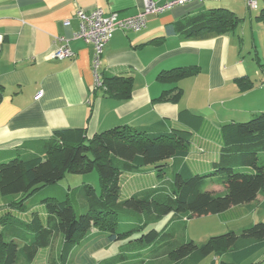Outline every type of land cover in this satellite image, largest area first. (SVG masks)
<instances>
[{"label": "crops", "instance_id": "0c3cea01", "mask_svg": "<svg viewBox=\"0 0 264 264\" xmlns=\"http://www.w3.org/2000/svg\"><path fill=\"white\" fill-rule=\"evenodd\" d=\"M142 1L0 0V153L24 142L48 140L59 130L81 129L90 139L114 128L150 127L163 122L169 124L170 130L187 133L190 149L184 163L192 173L203 174L212 168L222 146L220 126L242 122L263 111L264 86H259L262 79L258 68L242 56L238 28L236 36L234 32L207 39H186L188 24L200 14L225 9L240 20L247 19L250 25L255 20L256 27L260 24L264 27V22L257 19L264 11V0H256L257 12H245L247 9L242 10L239 3L228 0L190 3L147 16L146 27L141 32L116 30L103 49L97 70L102 82L118 78L114 82V94L105 95L94 87L92 47L73 38L78 31L76 12L89 13L99 8L106 16L116 14L123 20L142 12ZM154 1L162 4L165 0ZM66 21L67 27L63 25ZM250 32L253 38L252 29ZM62 43L73 52L72 59L52 57ZM255 57L263 61L257 53L251 61ZM185 68H197V73L176 81L160 77ZM244 78L257 83L252 82L251 89L241 91L236 80ZM38 92L42 95L36 100ZM164 93L170 97L177 94L179 98L176 102L170 97L159 101ZM180 111L198 119L190 123L181 121ZM72 179L76 180L70 177L65 184H59L69 190L85 182L75 183ZM159 185L151 169L122 175L121 198ZM209 190L223 191L217 186ZM31 198L23 201L21 207H14L12 200L0 196V236L5 240L9 237L4 235L7 229L1 218L8 212L23 222L36 214L46 229L56 222L42 205L28 204ZM263 206L264 193H260L249 205L213 216L220 221V229L226 228L225 233L218 234L243 229L244 224L251 222L250 209L253 207L255 213ZM185 235L190 239L186 228ZM60 243V235L54 232L50 244L40 249L30 264H57L59 255L54 253ZM94 248H88L86 253ZM88 260L95 264L91 257ZM17 264L24 263L19 259Z\"/></svg>", "mask_w": 264, "mask_h": 264}, {"label": "trees", "instance_id": "16d2710c", "mask_svg": "<svg viewBox=\"0 0 264 264\" xmlns=\"http://www.w3.org/2000/svg\"><path fill=\"white\" fill-rule=\"evenodd\" d=\"M257 19L264 22V11ZM240 21L231 11L211 10L190 20L185 37L207 39L231 34ZM254 61L263 80L264 59L255 57ZM196 73L197 68H185L160 77L176 81ZM117 80H104L102 93L114 94ZM236 83L241 91L253 86L247 78ZM164 97L170 94L164 93L158 100ZM178 98L176 94L169 99L176 102ZM178 116L187 123L198 119L187 111H180ZM219 135V159L203 174L192 173L184 163L190 149L187 133L170 130L163 122L150 127L114 128L90 139L81 129L59 130L48 140L24 142L1 152V198L21 207L32 197L31 201L42 205L56 222L46 229L36 214L28 222L10 212L5 214L1 219L9 240L0 236V264H17L19 259L32 263L38 251L50 244L54 232L61 237L57 264H71L83 248L95 246L92 251L97 252L121 242L139 249H162L167 252L168 264H199L211 255L219 257V264H242L262 256L264 223L210 237L204 244H196L185 235L187 221L249 205L264 193V110L247 122L222 124ZM146 167H152L159 187L122 199L120 177L141 173ZM92 172L98 176L96 188L84 182L68 190L59 184L68 175L74 178ZM211 186L223 191L213 192ZM17 197L19 201L14 200ZM170 214L174 215L173 222L156 230V224ZM88 257L83 255L82 264H93ZM127 259L118 251L102 264Z\"/></svg>", "mask_w": 264, "mask_h": 264}, {"label": "rangeland", "instance_id": "374dc122", "mask_svg": "<svg viewBox=\"0 0 264 264\" xmlns=\"http://www.w3.org/2000/svg\"><path fill=\"white\" fill-rule=\"evenodd\" d=\"M231 3H235L240 5L242 10H246L245 4L242 0H228ZM246 10L245 12H247ZM258 11V10H257ZM255 11V12H257ZM248 12H253V11H248ZM248 18V17H247ZM255 20L252 21V24L248 22L246 19L241 20L240 24L237 29V35L238 38L241 40V50H242V56H244V59H246L247 63L252 62V65L255 67L254 61H251V57L255 53L263 60L264 59V27L263 24H260L256 27V24L254 23ZM252 29V32L254 34V37L252 38L250 30ZM235 32V36H236ZM254 43V48L252 44ZM251 54V56H249ZM257 67V66H256ZM258 73V72H257ZM257 81V78H256ZM252 82L254 80L252 79ZM257 83V82H254ZM259 83V82H258ZM261 86V85H259ZM251 118H247L242 121V123L249 121ZM262 162V159H261ZM145 170H150L152 167H146L144 168ZM69 176V175H68ZM66 176L65 179L62 181L64 184L69 180V177ZM76 180L74 181L77 183L78 181H85L92 187L96 188L97 187V173L92 172L91 174L85 175V176H79V177H74ZM164 186H167L166 183H163ZM33 200V199H32ZM32 202L36 204L33 201H28V204ZM253 207L250 209V219L251 222L249 224H244L243 227H248L251 224L254 223H264V206L262 208H257L256 212L253 213ZM174 215L170 214L166 217H164L159 223L156 224V230H161L163 227L167 226L171 221L173 222ZM220 221L216 217L209 216V217H201V218H194L186 222V234L190 239L194 241L196 244H204L206 243L210 237H214L217 235H222L218 234L222 231L225 233L226 228H221L220 229ZM153 226V225H152ZM151 227V226H150ZM220 229V230H219ZM219 230V232H217ZM242 228H238V230L234 231L231 229V231L238 233L241 231ZM92 232H97L96 229H92ZM119 253L122 254V258L127 257L128 259L124 262L122 260L121 262H115L113 261V264H168V256L167 252L160 249L159 251H151L150 249H139L138 247L132 245V246H127L125 242L121 243H116L112 244L111 246L104 247L101 251L97 252H90L89 254H85L88 252V250H85L84 248L81 249L73 258L71 264H82L83 263V255L84 256H89L88 258L91 257V260L95 264H102L104 261L111 260L108 258L109 255L114 254V253ZM59 255V250H57L54 253V256ZM114 255H111L113 257ZM108 258V259H106ZM226 259V258H225ZM264 261V254L262 256L258 255L248 261L243 262L242 264H252L256 262ZM220 260L219 257L215 258L214 256H210L203 261H201L199 264H219Z\"/></svg>", "mask_w": 264, "mask_h": 264}, {"label": "built area", "instance_id": "2783aa9c", "mask_svg": "<svg viewBox=\"0 0 264 264\" xmlns=\"http://www.w3.org/2000/svg\"><path fill=\"white\" fill-rule=\"evenodd\" d=\"M218 0H165L162 4H157L154 0H143L142 12L134 17L127 19H118L116 14L106 16L99 8L92 10L89 13L84 11H77L76 18L78 21V31L73 35L76 40H81L93 49L92 73L94 76V87L104 91L102 81L97 73L101 55L104 47L110 41L112 34L116 30L125 32H141L146 27L147 16L160 15L176 7H183L190 3H204L214 2ZM248 11H255L257 9L256 0H242ZM65 27L69 26L66 21L63 24ZM1 42V38H0ZM52 57L56 60L72 59L73 52L66 43H62L57 47ZM261 87L264 86V79L261 82ZM42 93L38 92L35 99H39Z\"/></svg>", "mask_w": 264, "mask_h": 264}]
</instances>
